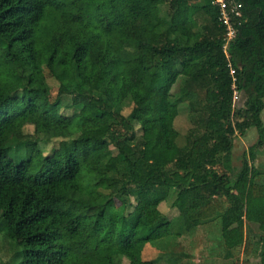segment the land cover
Segmentation results:
<instances>
[{"label": "trees", "instance_id": "1", "mask_svg": "<svg viewBox=\"0 0 264 264\" xmlns=\"http://www.w3.org/2000/svg\"><path fill=\"white\" fill-rule=\"evenodd\" d=\"M234 2L227 59L211 0H0V264H159L143 250L172 254L214 222L224 259L264 264V223L256 239L244 222L264 210V0ZM251 128L236 170L234 137Z\"/></svg>", "mask_w": 264, "mask_h": 264}, {"label": "rangeland", "instance_id": "2", "mask_svg": "<svg viewBox=\"0 0 264 264\" xmlns=\"http://www.w3.org/2000/svg\"><path fill=\"white\" fill-rule=\"evenodd\" d=\"M11 79L13 81L18 80L17 77L12 74ZM46 82L49 87L51 98H55L58 93V82H56L53 78H51L47 73H45ZM33 81H35V77H32ZM20 82V80L18 81ZM180 80L177 81L175 86L172 89V92H177L180 87ZM148 86H151L148 83ZM242 95L238 92L234 91V104L235 107L242 106L243 100ZM126 103V104H125ZM132 109V104L130 101H124L120 105L119 111L123 116H127L130 114ZM179 112L178 117L176 119L177 127L180 130V133H184L187 122L184 121L185 115ZM261 120L264 124V110L261 113ZM177 128V129H178ZM32 131L30 126H26L25 128L16 129L20 138H27V135ZM258 134L256 129L251 128L244 135H240L238 132L234 137V147L231 154V164L234 169H239L241 166V157L243 154H247L249 148L254 145L257 141ZM54 146V141H51L45 145L42 142L38 143V147H40L44 153L47 154V151ZM10 155L15 156L18 155V152L13 148L10 149ZM255 168L259 171L261 176H264V148L260 150V153L257 154V157L254 161ZM108 175H99L98 179L101 184L105 182V179L109 177ZM119 205V203H116ZM159 211L164 214L168 218H172L177 216L178 212L176 209H172L169 207V204H161L159 206ZM249 215L244 217V222L246 224V230L250 231L255 235V238L258 239L262 232L258 228V224L264 223V210L261 208H257L255 210H251ZM255 223V224H252ZM4 221L0 218V229L2 228ZM216 222L209 223L204 226L199 227L191 237L180 238L176 240V246L172 245V254L169 253V250L166 251H153V250H143L142 259L147 261L150 259H156L159 264H171L173 259H177L178 262L181 259L180 264H233V260L237 258L236 264H259L258 259H253L252 263L248 262L246 257L243 255L236 256L232 260H226L223 257L222 249L217 245L216 241ZM168 228H163V231L166 234H169ZM1 238V236H0ZM18 243L24 248H32L36 245L35 240L32 238L29 231L24 230L18 235ZM20 246V247H21ZM185 253V254H184ZM169 257L170 260L167 258ZM167 258V260H166ZM188 262V263H187ZM123 264H128V262L123 261ZM235 264V263H234Z\"/></svg>", "mask_w": 264, "mask_h": 264}, {"label": "built area", "instance_id": "3", "mask_svg": "<svg viewBox=\"0 0 264 264\" xmlns=\"http://www.w3.org/2000/svg\"><path fill=\"white\" fill-rule=\"evenodd\" d=\"M212 5L216 6L218 9V23L225 28L224 35V45L223 52L227 59H229V55L226 51V46L236 35V28L234 27L233 19L241 20L242 12L241 5L239 3H235L234 0H211ZM239 24V21L236 22V25ZM230 66V65H228ZM230 68V76L232 77L233 82L234 78V70ZM236 94V91H235Z\"/></svg>", "mask_w": 264, "mask_h": 264}]
</instances>
